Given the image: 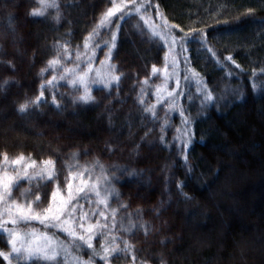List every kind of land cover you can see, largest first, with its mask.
I'll use <instances>...</instances> for the list:
<instances>
[{
	"label": "trees",
	"instance_id": "trees-1",
	"mask_svg": "<svg viewBox=\"0 0 264 264\" xmlns=\"http://www.w3.org/2000/svg\"><path fill=\"white\" fill-rule=\"evenodd\" d=\"M65 1L70 12L68 24H54L47 16L28 23L27 31L33 43L32 63L28 68L34 75L33 81L0 88V165L5 161V154L8 159L22 156L31 163L35 161L37 167L26 177L40 188L39 200L53 205L43 178L55 175V171L49 166L51 163L45 164L52 160L45 146L48 137L40 133L48 129L58 132L64 120H84L92 127L93 121L88 118L99 116L98 125L87 128L84 134L79 133L83 138L78 137L76 144L85 146L91 139H97L99 128L107 121L117 124L127 119L133 128H144L140 108L126 110L123 104H118L119 99L125 100L122 86L103 94L101 102L73 104L68 95L69 83L60 80L61 66L79 70L81 62L88 61L89 57L95 59L104 47L114 50L113 42L116 47H126L119 43L120 24L139 6L161 31L160 37L176 45V109L170 123L182 133L184 140L189 135L192 140L187 149L193 156V164L189 170L180 167L177 171L178 180L183 183L179 204L191 208L179 216L182 238L166 264H264V0H135L113 15L118 29L114 32L115 40L114 34L99 38L90 33L87 48L85 40L90 36L89 29L87 23L83 25L77 19L78 11L84 10L92 17L97 13V3L105 0H95L91 5L90 0ZM201 32L206 33V37H201ZM182 35L196 39L181 46ZM201 39H206L207 49L199 42ZM139 49L146 55L147 64L163 61V50ZM77 53L79 60H76ZM69 54L71 61L67 59ZM229 56L231 61L227 59ZM54 58L60 60L55 70L48 66V61ZM45 68L48 71L41 75ZM52 75H56L57 80L49 85ZM110 76L109 70L107 77ZM41 84L45 85L44 99L48 103H42L39 108L30 104L28 112L19 113L21 103L39 96ZM53 90L57 92L60 109L51 103ZM39 167L40 173L35 174ZM87 180L91 179L88 176L81 179L72 173L71 188L81 190ZM183 193L191 199H185ZM78 197L72 203L84 199V195ZM84 210L81 222L83 229L89 224L93 226V248L78 239L74 243L62 228L43 227L42 231L62 240L66 251L58 252L55 262L21 259L16 264H77L75 258L92 264H108L101 258L104 248L111 250L110 259L125 247L119 244L117 247L114 237L105 236L102 230L105 227H100L104 225L103 216L99 215L103 211L100 203L91 200ZM10 218L3 216L0 223ZM13 225L3 223V228L14 232ZM79 235L82 234L77 233ZM88 235L84 234L86 238ZM9 249L7 234L0 231V251ZM93 249L100 255L94 256ZM0 264H8V261L0 257Z\"/></svg>",
	"mask_w": 264,
	"mask_h": 264
},
{
	"label": "rangeland",
	"instance_id": "rangeland-1",
	"mask_svg": "<svg viewBox=\"0 0 264 264\" xmlns=\"http://www.w3.org/2000/svg\"><path fill=\"white\" fill-rule=\"evenodd\" d=\"M94 1H88L89 5ZM134 1L98 2L96 14L90 17L84 10H80L77 19L83 25L87 23L89 34L95 33L99 38H106L118 32L113 18L118 11L101 25L100 22L106 13L114 7L120 10ZM45 3L58 5V8L48 7L45 17L50 18L54 24L69 23L70 12L65 0H45ZM43 7L40 0H0V62H3L0 63V88H4L5 79L9 81L6 87L13 85L18 87L20 84L26 85V82L33 81L34 75L30 74L28 68L32 63L33 43L27 26L31 19L38 18L30 13ZM120 32L119 43L126 47L122 48L119 45L114 50L104 47L99 55L92 59V71L88 82L91 95L96 98V102L87 105L101 102L103 94H108L111 90L114 92L116 89L114 77L119 75V86L123 87L125 100L119 99L118 104H123L126 110L140 108L145 119L144 128H133L127 119L117 124L107 121L104 127L99 128L97 139H91L85 146L76 144L79 142L78 139L83 138L79 133L84 134L87 128L98 125L99 116L88 118L93 121L92 127L84 120L75 121L77 119L74 118L72 121L64 120L63 127L59 128L58 132L48 129L40 133L34 130L38 136L42 134L48 137L45 139V146L52 160L49 166L55 171V175H46L43 178V185L50 197L52 193H57L54 211L63 207L65 215L61 217V221H67V226L74 227L76 234L86 233L83 228L76 227V222L82 221L87 202L93 200L97 204L100 203L103 209V223L106 225L105 229H102L105 236L114 237L115 245L125 247L123 251L120 250L109 259L110 264H166L173 248L179 245L182 238L179 216L191 208L190 205L179 204L180 182L177 171L180 167L189 170L193 164V156L181 143L184 141L182 133L170 123L176 109L174 103L176 45L172 40L160 37L161 31L153 26L152 21L140 7L139 11L136 9L134 14L123 20ZM114 36L116 38V34ZM139 47H144L148 52L150 49L163 50V61L147 64L144 60L146 55L140 52ZM7 61L15 65V70L8 66ZM86 64L87 61L81 62V68ZM153 66L158 69L155 74ZM109 70L112 72L111 81L110 77H107ZM145 80L147 83H144ZM108 83H111L110 88L106 86ZM77 87L79 90L74 89L71 84L68 85V95L71 98L84 94L83 86ZM147 109H152L155 115L153 116ZM184 155H187V161L184 160ZM20 157L7 159L0 165V181L4 183L10 181L7 190L11 191L15 204L27 208L33 203L31 208L39 211L38 204L43 207H47L48 204L46 200H36L40 188H36L26 177V174L27 176L31 174L30 171L37 165L26 157L19 164L14 163ZM30 164L31 167L28 166ZM37 169L35 174L40 173L41 167ZM72 173L81 179H87L88 176L91 180H87L83 189L81 188L84 192L72 187L73 198L69 200L68 184L71 182ZM4 183H0V193L5 191ZM82 195L84 199L82 197L79 201V206L77 201L72 203ZM61 199L65 201L63 206L60 204ZM10 200L11 198L6 195L0 200V211ZM125 205L127 207H124ZM73 208L75 211L68 216ZM4 216L9 215L5 213ZM13 227L14 232L23 238L18 239L17 247H20L21 243L25 246L33 244L34 240L38 244H43L46 232L41 228H49L48 230L53 228H46L44 224L35 220L27 224L18 222ZM54 229L61 230L60 227ZM33 232L36 233L35 238L32 236ZM46 234L52 238L48 245L49 251L52 248L58 252L66 251L62 240L52 234ZM8 252H11V244ZM133 255L136 257L135 261L132 259ZM11 259L12 264H16L23 258L17 259L13 253Z\"/></svg>",
	"mask_w": 264,
	"mask_h": 264
},
{
	"label": "snow or ice",
	"instance_id": "snow-or-ice-1",
	"mask_svg": "<svg viewBox=\"0 0 264 264\" xmlns=\"http://www.w3.org/2000/svg\"><path fill=\"white\" fill-rule=\"evenodd\" d=\"M40 3L42 5H44L43 9L40 10H36L34 9L30 15L32 16H38V17H43L45 15L46 9L48 7H56L58 8V5L56 4H47L45 3V0H40ZM127 5H125L126 7ZM153 7L158 8L159 5H152ZM119 11L118 8H112L110 9L104 19L101 20V25L104 24L105 20L108 17H111L115 12ZM137 11H139V6H137ZM126 15H131V13H126ZM57 22L59 21V16L56 17ZM120 19H123V16L120 17ZM178 27V26H176ZM181 33H183V29L180 30ZM201 37H206V33L201 32L199 34ZM91 39V34L88 38H86L85 40V48L88 47V40ZM196 38L195 37H187L186 35H182L180 38V43L181 46L189 43L190 41H194ZM113 40H115V37H113ZM175 42V41H174ZM200 43H203L205 48L207 49V41L206 39H201L199 41ZM112 48L116 47V44L113 42L111 45ZM209 51H211L210 49H208ZM92 55H95V53L93 52ZM212 55L214 56L215 53H212ZM108 56L110 58L111 53H108ZM67 59L69 61L72 60V55L69 54ZM228 60H232V57L229 56L227 57ZM76 60H79V53L76 54ZM3 63V62H0ZM7 64L9 67H12L13 70H15V65L11 62V61H7ZM60 65V60L57 58H54L52 60L48 61V66L52 69H56V67ZM92 65V59L91 57H89L87 64L84 66V68H79V70H77V68H69L66 66H61V71L63 72V75L60 76V80H65L67 81V83L71 84L73 86L74 89L79 90L78 89V85L83 86V90H84V94L83 95H79V96H75L71 98V102L73 104L76 103H82V104H90V103H94L96 102V98L94 96L91 95L90 92V86H89V82H88V77L89 74L92 71L91 68ZM238 67V66H237ZM48 71V68L42 69L41 70V75H43L45 72ZM158 71V69H156L155 66H153V73L155 74ZM97 77H99V74L97 73ZM113 78H109V80H111ZM57 77L56 75H52L51 80L48 81L49 85H52L53 81H56ZM114 80L116 82V87H119V81H120V76L117 75L114 77ZM9 83L8 79L4 80V85L3 87H6L7 84ZM144 83H147V80L144 81ZM107 87H111V83H108L106 85ZM176 87L179 88V81L176 82ZM44 88L45 85L41 84L40 86V93L39 96L35 98V100H31V99H26L24 103H21L18 107V112L19 113H26L29 110V106L31 105H35L36 108H39V106L42 103H48V101L46 99H44ZM141 93L143 94V89H141ZM63 97V93L60 94ZM169 95H171V93H169ZM57 97V92L56 91H52L51 92V103L53 105H55L58 109L61 108L60 102L56 99ZM141 103H143V101H141ZM147 111L152 112V115L154 116L155 113L152 111V109H147ZM181 116H183V112H181ZM184 147H190L192 140H191V135L188 136V138L184 141L181 142ZM183 151V149H182ZM184 160L187 161L188 157L187 155H184ZM4 159L5 161H7L8 157L7 154L4 155ZM24 157H20L19 159L15 160L14 163L19 164L21 160H23ZM35 163V161H33V164ZM48 163H52L51 161H45V164ZM29 167H31L32 165H28ZM0 183H4L3 181H0ZM10 183V181L8 182ZM8 183H4V188L5 191L3 193H0V200H3L4 196H8L11 198L10 202L5 206V208L0 211V218H2L5 213H7L9 215V217H14V218H10L9 220L3 221L2 223H0V231L5 232L7 234L8 237V242L11 244V252H4V251H0V257H3L4 260L8 261V264H12V254L15 253L16 254V258L20 259L23 258L25 260H32V259H36V260H40L43 259L44 261H49V262H55L57 260V256H58V251L55 248H52L51 251L48 250V245L49 242L52 240L51 237L47 236V234H44V243L43 244H38L35 242V240L33 241V244H30L28 246H25L24 243L20 244V247H17V241L18 239H23L21 237H19L18 233H15L11 230L8 229H4L3 228V223H12V224H17L18 222H22L24 224H27L33 220L35 221H39L41 224H44L46 227H53V228H57L60 227L62 228V230L64 232H66L69 236H71L73 238V242L75 243V241L78 239L80 241H83L84 244L87 245L88 248H93V244H92V240L95 238L94 234H93V226L91 224H89V226L87 228H85L84 230L89 233L88 237L86 238L84 235H79L77 236L75 229L70 227V226H64L67 224V221H61V217L65 215L64 211H63V207L60 208H56L54 211V203L56 201L57 198V193H52V201H53V205H49L48 207H43L41 205H37L39 211H34L31 206H28L27 208L21 207L18 204L14 203L15 198L11 197V191L7 190L8 188ZM179 188L183 189V183L181 182V184L179 185ZM68 196H69V200H71L72 197V192H71V184H68ZM185 199H191V197H189L186 193H183ZM97 196H99V192H97ZM36 200L39 201V197H36ZM103 202V201H102ZM65 203V201H63V199H61L60 204L63 206V204ZM77 206H79V201H77ZM124 207H127L126 205ZM75 211V208L71 209L68 213V216H71L72 212ZM93 215H96V213H93ZM99 215L103 216V213H100ZM85 217H87V213H85ZM106 225H100V227H105ZM76 227L79 228H84V223L81 221H77L76 222ZM32 236L35 238L36 233L33 232ZM77 247H82L81 245H76ZM118 247V245H117ZM104 254L101 256L102 259H104L105 261H108L110 264V260H109V252L111 251L108 247L104 248ZM123 251V250H122ZM23 253V257H21V254ZM93 255H100V253H97L94 249H93ZM119 258V257H117ZM77 259V264H92L91 261H80L78 258ZM132 259L135 261L136 257L133 255Z\"/></svg>",
	"mask_w": 264,
	"mask_h": 264
}]
</instances>
